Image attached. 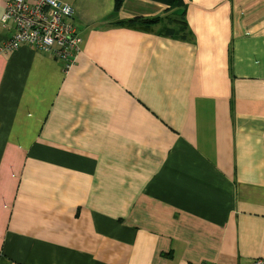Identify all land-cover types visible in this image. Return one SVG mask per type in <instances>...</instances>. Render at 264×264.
I'll list each match as a JSON object with an SVG mask.
<instances>
[{
    "label": "crops",
    "instance_id": "1",
    "mask_svg": "<svg viewBox=\"0 0 264 264\" xmlns=\"http://www.w3.org/2000/svg\"><path fill=\"white\" fill-rule=\"evenodd\" d=\"M63 1L69 70L0 23V264L264 259V0Z\"/></svg>",
    "mask_w": 264,
    "mask_h": 264
},
{
    "label": "built area",
    "instance_id": "2",
    "mask_svg": "<svg viewBox=\"0 0 264 264\" xmlns=\"http://www.w3.org/2000/svg\"><path fill=\"white\" fill-rule=\"evenodd\" d=\"M5 6L8 26L14 30L2 43L6 52L28 45L62 60L66 70L74 66L82 38L73 22L72 5L63 0H7ZM5 231L6 226L0 225V237ZM247 264H264V259L256 257Z\"/></svg>",
    "mask_w": 264,
    "mask_h": 264
},
{
    "label": "trees",
    "instance_id": "3",
    "mask_svg": "<svg viewBox=\"0 0 264 264\" xmlns=\"http://www.w3.org/2000/svg\"><path fill=\"white\" fill-rule=\"evenodd\" d=\"M115 1V8L118 9L122 3L123 0H114ZM159 1L163 4L167 5L166 12H169L171 10H178L186 6L185 0H155ZM186 10L181 12L179 15H171L167 14L165 16H156L152 18H140V19H132V20H125L121 21L122 24H128V25H141L150 27L153 24H156L162 20H166L170 23V25L164 30V33L168 36H174L181 39H186L188 37V26L186 21ZM174 21L176 23H174ZM2 46V45H1Z\"/></svg>",
    "mask_w": 264,
    "mask_h": 264
},
{
    "label": "rangeland",
    "instance_id": "4",
    "mask_svg": "<svg viewBox=\"0 0 264 264\" xmlns=\"http://www.w3.org/2000/svg\"><path fill=\"white\" fill-rule=\"evenodd\" d=\"M16 8H15V10L18 8V4H17V6H15ZM6 6H4V11H3V14L1 15V17H0V23H1V25L3 26V28H10L11 26H8V24H9V21H8V19L6 18V15H7V12H6ZM74 22V21H73ZM6 38H8V37H5V39L4 40H6ZM15 179V181H17V180H19V178H14ZM0 225H3V224H1L0 223Z\"/></svg>",
    "mask_w": 264,
    "mask_h": 264
}]
</instances>
